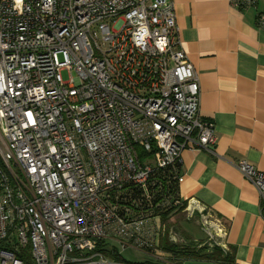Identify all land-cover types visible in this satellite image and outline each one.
Listing matches in <instances>:
<instances>
[{
  "label": "built area",
  "instance_id": "2783aa9c",
  "mask_svg": "<svg viewBox=\"0 0 264 264\" xmlns=\"http://www.w3.org/2000/svg\"><path fill=\"white\" fill-rule=\"evenodd\" d=\"M200 103L173 0H0V264L165 260L163 216L197 208L182 153L218 141ZM236 166L264 208V171Z\"/></svg>",
  "mask_w": 264,
  "mask_h": 264
},
{
  "label": "crops",
  "instance_id": "0c3cea01",
  "mask_svg": "<svg viewBox=\"0 0 264 264\" xmlns=\"http://www.w3.org/2000/svg\"><path fill=\"white\" fill-rule=\"evenodd\" d=\"M182 46L197 69L202 117L214 123V151L182 153L181 196L208 211L222 248L237 264H264V208L239 171L245 160L264 171V27L259 9L231 0H173ZM260 7V6H259ZM169 255V253H167Z\"/></svg>",
  "mask_w": 264,
  "mask_h": 264
},
{
  "label": "rangeland",
  "instance_id": "374dc122",
  "mask_svg": "<svg viewBox=\"0 0 264 264\" xmlns=\"http://www.w3.org/2000/svg\"><path fill=\"white\" fill-rule=\"evenodd\" d=\"M264 0H259L258 9L264 8ZM64 77L67 79V73L64 72ZM216 220L213 218V215L204 211L198 212V210H193L192 208L180 209L164 223L165 233L172 237L173 242H176L179 246L192 247L191 244H198V247L194 249H201L204 245H208V251H212L215 247H220L221 249V237L222 234L219 232ZM169 232H166L168 231ZM166 234V235H167ZM194 241V242H193ZM115 247L119 250L120 255L128 262H138L143 263L146 261L154 260V257L148 255L145 252L138 251L132 247L123 249L120 242L113 243ZM161 246L164 244V237L160 242ZM224 250V249H223ZM225 251V250H224ZM214 259V257H213ZM204 264H217V263H204Z\"/></svg>",
  "mask_w": 264,
  "mask_h": 264
},
{
  "label": "trees",
  "instance_id": "16d2710c",
  "mask_svg": "<svg viewBox=\"0 0 264 264\" xmlns=\"http://www.w3.org/2000/svg\"><path fill=\"white\" fill-rule=\"evenodd\" d=\"M180 209L183 208L173 207L171 210H168L167 213L163 216V222L166 223L171 215ZM166 232H169V229ZM166 234L167 233L162 236V238L164 237V244L163 246H161L160 244V249L164 253H169V255H164L165 260H151L150 262H156V264H237L234 260L233 252L231 251H224L220 247H215L212 251H208V245H204L203 248L198 249V245L200 243L191 244L192 247L189 248L186 246H179L176 244V242H173L171 245L170 243L173 240L168 234ZM196 245L198 248L194 249ZM107 253L118 261H125L122 255H120V253L118 252L111 253L107 251Z\"/></svg>",
  "mask_w": 264,
  "mask_h": 264
},
{
  "label": "snow or ice",
  "instance_id": "6c2138e0",
  "mask_svg": "<svg viewBox=\"0 0 264 264\" xmlns=\"http://www.w3.org/2000/svg\"><path fill=\"white\" fill-rule=\"evenodd\" d=\"M18 2H19V0H18Z\"/></svg>",
  "mask_w": 264,
  "mask_h": 264
}]
</instances>
